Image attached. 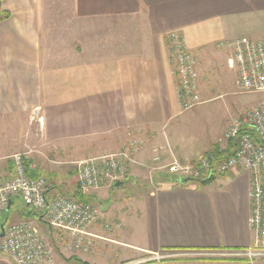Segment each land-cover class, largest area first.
<instances>
[{"label": "crops", "instance_id": "1", "mask_svg": "<svg viewBox=\"0 0 264 264\" xmlns=\"http://www.w3.org/2000/svg\"><path fill=\"white\" fill-rule=\"evenodd\" d=\"M71 6L78 18L140 12L161 46L145 55L115 51L107 59L45 67L42 0H2L8 18L0 22V182L13 173L11 156L22 153L30 176L46 180L48 200L74 197L82 164L128 151L125 179L84 195L102 209L111 229L91 228L98 237L94 251L69 259L63 250L67 237L18 197L0 216V226L26 221L45 238L52 233L60 245L48 241L56 264H111L113 250L117 264H251L205 255L253 244L247 174L234 168L180 180L166 172L173 161L195 163L211 152L219 161L235 150L219 142L231 116L216 128L199 118L204 110L181 112L167 36L184 39L200 84L211 73L210 62L221 56L213 45L241 29L251 38L264 37V0H71ZM206 89L200 87L201 95L207 96ZM35 110L41 124L31 120ZM154 254L170 258L151 262ZM0 264L13 263L0 253Z\"/></svg>", "mask_w": 264, "mask_h": 264}, {"label": "built area", "instance_id": "2", "mask_svg": "<svg viewBox=\"0 0 264 264\" xmlns=\"http://www.w3.org/2000/svg\"><path fill=\"white\" fill-rule=\"evenodd\" d=\"M167 43L177 83L175 94L181 112L202 104L198 90L197 61L188 50L184 39L177 33L167 36ZM228 66L236 70V85L241 93H264V37L235 40L230 45ZM31 120L38 118L36 110ZM230 143L232 155L219 161L214 153H208L195 163L173 161L166 172L180 180H203L213 173H227L240 168L249 178V226L253 232V244L242 250L205 254L230 260L253 263L264 260V101L259 105L231 117L227 130L219 139ZM12 175L0 182V216L9 208L12 198L18 197L32 212L45 217L47 225L62 232L67 241L63 246L66 254L87 253L97 236L90 232L96 225L110 230L102 209L90 203L76 201L59 195L51 200L46 197L47 182L42 177L33 178L25 166L24 154L11 156ZM128 151L88 162L81 166L79 190L81 194L109 188L126 176ZM157 160V159H155ZM0 253L7 255L13 264H56L52 245L31 223L22 221L4 229L0 238ZM166 258L154 254L152 260Z\"/></svg>", "mask_w": 264, "mask_h": 264}, {"label": "rangeland", "instance_id": "3", "mask_svg": "<svg viewBox=\"0 0 264 264\" xmlns=\"http://www.w3.org/2000/svg\"><path fill=\"white\" fill-rule=\"evenodd\" d=\"M42 7L43 21L40 28V58L42 65L45 67L70 66L107 59L115 51L145 55L150 50L152 51L153 47L161 46L158 44L156 46L155 39L151 38L146 28L144 15L140 12L114 18L107 15L78 18L72 12L71 0H42ZM253 36L245 29H241L236 36L212 46L214 54L221 56L210 62L211 73L202 79L200 84V78L198 79L200 100L204 101L206 98L211 100L188 112L190 114L204 110L205 114H202L199 118L204 121L205 126H215L217 128L219 119L240 115L264 101V93L239 92L236 85L237 72L229 68L227 63V59L231 55L229 45L237 38H251ZM166 47L164 44V49L162 48V50L166 51ZM192 53L195 54V52ZM200 87L207 88V96L201 95ZM140 184L143 183L140 182ZM129 186L130 182H128L125 189L128 193L127 187ZM125 191L123 190V192ZM45 239L53 243L55 248H57L58 245L52 233ZM95 241H93L88 252L93 250ZM57 249H60V245ZM110 254V257H112L110 263L117 264L115 260L119 253L113 250ZM74 255L66 254L69 259L74 258ZM150 257L152 258L153 255H150ZM165 257L167 258L160 260H152L150 258V261L159 262L170 258L167 255ZM63 258L66 257L63 256ZM120 264L124 263L120 262Z\"/></svg>", "mask_w": 264, "mask_h": 264}, {"label": "trees", "instance_id": "4", "mask_svg": "<svg viewBox=\"0 0 264 264\" xmlns=\"http://www.w3.org/2000/svg\"><path fill=\"white\" fill-rule=\"evenodd\" d=\"M1 1L0 0V5H1ZM8 18V14L1 11L0 9V22L7 19ZM76 201H79V202H84V203H88V198L87 196H84L83 194H81V192L79 191V193L75 194L74 197H70Z\"/></svg>", "mask_w": 264, "mask_h": 264}, {"label": "water", "instance_id": "5", "mask_svg": "<svg viewBox=\"0 0 264 264\" xmlns=\"http://www.w3.org/2000/svg\"><path fill=\"white\" fill-rule=\"evenodd\" d=\"M4 236V227L0 226V238Z\"/></svg>", "mask_w": 264, "mask_h": 264}]
</instances>
